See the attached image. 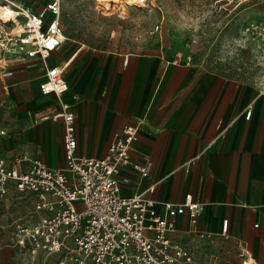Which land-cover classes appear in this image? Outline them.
Listing matches in <instances>:
<instances>
[{
    "label": "crops",
    "instance_id": "0c3cea01",
    "mask_svg": "<svg viewBox=\"0 0 264 264\" xmlns=\"http://www.w3.org/2000/svg\"><path fill=\"white\" fill-rule=\"evenodd\" d=\"M85 49L67 39L47 59L50 66L67 64L70 87L62 102L75 112L78 153L103 156L117 130L141 122L133 156L153 161L140 188L155 184L157 211L163 213V202L182 201L187 193L203 203L197 231L188 215L177 218L171 238L193 256V262L178 264H224L232 253L238 264H264V93L259 85L154 53ZM9 70L12 74L3 76ZM44 77L39 57L20 58L0 72V123L7 125L0 156L11 162L21 158L25 170L34 159L52 168L64 164L63 120L50 116L61 101L42 93ZM14 192L19 194L11 186L4 201Z\"/></svg>",
    "mask_w": 264,
    "mask_h": 264
},
{
    "label": "built area",
    "instance_id": "2783aa9c",
    "mask_svg": "<svg viewBox=\"0 0 264 264\" xmlns=\"http://www.w3.org/2000/svg\"><path fill=\"white\" fill-rule=\"evenodd\" d=\"M49 7L54 17L42 34L45 38L53 37V46L39 42V39L29 41L26 34L20 39L18 53L20 58L43 60L45 77L40 90L44 94H55L61 101L60 109L50 116L63 120L64 164L52 168L42 160L34 159L25 170L21 158L11 162L0 156V200L6 198L13 186L32 201L29 219L14 222L12 226L13 245L30 250L32 254H54V264L193 262L191 252L173 242L171 234L181 215H188L192 230L197 231L203 203L187 193L182 201L163 202V213L157 211L152 197L155 184L140 188L141 181L152 172L153 161L148 156L141 159L133 156L141 122L117 130L103 156L78 153L75 112L62 102L63 93L70 87L64 75L67 64H47L51 51L68 39L57 36L63 31L59 2L54 0ZM39 18L41 30L43 19ZM27 25L31 28L29 23ZM2 74L7 76L12 71ZM255 82L264 93V76ZM250 116L251 110H248L246 118ZM124 186L129 191H124ZM227 226L225 219L224 233ZM200 235L204 236V233Z\"/></svg>",
    "mask_w": 264,
    "mask_h": 264
},
{
    "label": "rangeland",
    "instance_id": "374dc122",
    "mask_svg": "<svg viewBox=\"0 0 264 264\" xmlns=\"http://www.w3.org/2000/svg\"><path fill=\"white\" fill-rule=\"evenodd\" d=\"M53 1L0 0L41 17L43 32L54 17L49 7ZM57 1L63 32L85 51L154 53L166 61L196 64L230 77L255 81L264 76V0H149L144 6L122 0L109 8L97 0ZM10 38L0 31V59L5 66L20 59L22 37ZM5 135L7 125L0 123V139ZM31 206L29 196L16 192L0 200V264H54V254H32L11 240L14 222L28 220ZM237 258L228 254L224 264H238Z\"/></svg>",
    "mask_w": 264,
    "mask_h": 264
},
{
    "label": "bare ground",
    "instance_id": "6f19581e",
    "mask_svg": "<svg viewBox=\"0 0 264 264\" xmlns=\"http://www.w3.org/2000/svg\"><path fill=\"white\" fill-rule=\"evenodd\" d=\"M122 0H97V3L103 4L105 8H109L114 3L121 2ZM127 4H134L136 6H144L145 2L149 0H123ZM156 2L158 0H152ZM123 4V2H122ZM122 7V6H121ZM126 8V7H125ZM21 16H24L25 21L21 20ZM27 23L31 28H28ZM40 18L34 17L30 14L28 10L20 5H15L13 3L0 2V31L6 33L9 39L10 35L24 37L26 36L24 33L29 35V41L39 39V42H43L44 44H49L53 46V37L45 38L43 36L42 31L39 30ZM6 24H10L9 28H6ZM57 36L60 38H64L66 35L63 31H59ZM2 59H0V71L2 70Z\"/></svg>",
    "mask_w": 264,
    "mask_h": 264
}]
</instances>
